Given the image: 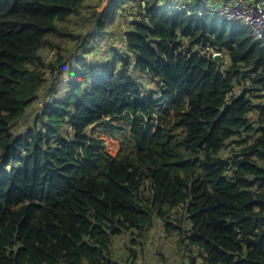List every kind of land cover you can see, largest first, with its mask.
I'll use <instances>...</instances> for the list:
<instances>
[{
	"label": "trees",
	"instance_id": "16d2710c",
	"mask_svg": "<svg viewBox=\"0 0 264 264\" xmlns=\"http://www.w3.org/2000/svg\"><path fill=\"white\" fill-rule=\"evenodd\" d=\"M89 1L0 0V264H135L157 221L182 264H264V42L136 0L117 47L126 3Z\"/></svg>",
	"mask_w": 264,
	"mask_h": 264
},
{
	"label": "rangeland",
	"instance_id": "374dc122",
	"mask_svg": "<svg viewBox=\"0 0 264 264\" xmlns=\"http://www.w3.org/2000/svg\"><path fill=\"white\" fill-rule=\"evenodd\" d=\"M110 0H91L87 3L86 7L90 5L94 6L99 5V10H103L109 3ZM126 3L124 8L119 9V17L122 20L115 22L112 25L111 31L116 32L119 35L118 39L115 40L117 47L122 46V40L120 38L121 35H124V31L128 29V25H126L127 21H131L132 18H135L139 15V8L136 0H123ZM140 1V0H138ZM72 25H76V20L71 21ZM81 27L78 33H82L84 31H89V26L86 27L85 24L80 23ZM115 37L109 38L111 41L115 39ZM104 51H107L106 49ZM109 54L106 53L105 56ZM48 57V61L53 58L52 54L46 53ZM92 59V58H91ZM67 80V79H66ZM61 84L65 83V80L59 82ZM51 97H48L49 101ZM41 102L43 99L41 98ZM26 123L21 124L24 126ZM102 139L105 141L107 151L110 155L116 156L120 150L121 144L120 141L109 138L106 135H101ZM228 155V153L226 154ZM225 155V156H226ZM176 213L181 215V209H179ZM132 240V236L130 234L123 235L119 238H116L114 246H113V255L118 261L122 263H126L128 257H131V250L135 249L138 251L139 255L136 260H134L135 264H182L181 262V253L177 248V236H167L164 230V225L162 222L157 221L154 228L149 233V239L143 244V250H141V245L138 244H130ZM140 242V241H139ZM165 258L166 260H164Z\"/></svg>",
	"mask_w": 264,
	"mask_h": 264
},
{
	"label": "built area",
	"instance_id": "2783aa9c",
	"mask_svg": "<svg viewBox=\"0 0 264 264\" xmlns=\"http://www.w3.org/2000/svg\"><path fill=\"white\" fill-rule=\"evenodd\" d=\"M201 3L214 16L245 25L255 40L264 42V0H202ZM178 10L183 11L184 7L181 5Z\"/></svg>",
	"mask_w": 264,
	"mask_h": 264
},
{
	"label": "water",
	"instance_id": "95a60500",
	"mask_svg": "<svg viewBox=\"0 0 264 264\" xmlns=\"http://www.w3.org/2000/svg\"><path fill=\"white\" fill-rule=\"evenodd\" d=\"M219 63H222L223 62V57L222 55L218 54L215 58Z\"/></svg>",
	"mask_w": 264,
	"mask_h": 264
},
{
	"label": "clouds",
	"instance_id": "9594fccd",
	"mask_svg": "<svg viewBox=\"0 0 264 264\" xmlns=\"http://www.w3.org/2000/svg\"><path fill=\"white\" fill-rule=\"evenodd\" d=\"M112 1H113V0H112ZM112 1H111V2H112ZM111 2H110V3H111ZM110 3H108V5L106 6V8H105V9H107V8H108V6H109V4H110ZM98 10H99V8H98ZM103 10H104V9H103ZM135 18H136V17H135ZM138 18H139V17H138ZM215 58H216V57H215Z\"/></svg>",
	"mask_w": 264,
	"mask_h": 264
}]
</instances>
